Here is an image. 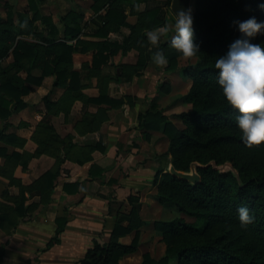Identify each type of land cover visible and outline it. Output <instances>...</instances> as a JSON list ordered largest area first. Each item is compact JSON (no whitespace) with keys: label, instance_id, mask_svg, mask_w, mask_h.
Masks as SVG:
<instances>
[{"label":"crops","instance_id":"1","mask_svg":"<svg viewBox=\"0 0 264 264\" xmlns=\"http://www.w3.org/2000/svg\"><path fill=\"white\" fill-rule=\"evenodd\" d=\"M156 1L159 0L133 4L122 1L115 7L125 13L130 25H137L140 19L149 21L154 10L160 13L153 23L163 17L167 24L171 6L168 0ZM21 2L23 8L18 6ZM115 2L71 0V6L66 8L65 0H0V17L4 21L12 16L17 25L20 15L32 18L31 4L50 18L58 30L57 41L76 47L72 63L65 67L80 75L76 92L69 88L71 75L58 85L56 75L46 76L41 85L28 80L31 91L21 97L24 107L17 106L6 120L0 118V264H82L93 242L108 243L121 213L130 214L137 209L136 204L141 245L119 264L134 257L140 264L143 255L150 253L141 252L148 227L153 225L162 239L156 222L162 221L165 206L156 195L162 175L172 165L171 156L165 155L169 138L161 130L143 128L139 115L153 103L170 117L181 112L176 101H161L164 87H155L154 63L139 74L122 72L124 66L136 65L137 48L121 50L106 64L95 67L97 43H122L131 33L129 27L107 20L106 14ZM48 4H52L53 13L46 10ZM49 26L43 20L35 22V29L45 34L51 30ZM70 26H79L78 38L66 36ZM110 28L118 31H111L107 38L99 36V30ZM114 34L124 35L122 41L113 39ZM18 38L40 42L31 36ZM82 47L87 51L83 52ZM13 61L11 50L2 63ZM15 72L23 79L28 74L36 78L42 75V69L33 67L30 60ZM170 83L173 89L174 80ZM102 93L123 103L111 106L90 102ZM171 121L178 129L184 128L180 120ZM1 149L7 155L2 156ZM49 172L57 173L51 189L47 187ZM76 183L77 189H64L65 184ZM132 198L138 203L133 204ZM123 225L128 226L129 221ZM133 238L134 232L118 240L130 244Z\"/></svg>","mask_w":264,"mask_h":264},{"label":"trees","instance_id":"2","mask_svg":"<svg viewBox=\"0 0 264 264\" xmlns=\"http://www.w3.org/2000/svg\"><path fill=\"white\" fill-rule=\"evenodd\" d=\"M122 1L133 4L146 0H117L112 4L106 14L107 20L129 27L131 33L122 43L108 40L97 43L94 47L95 67L106 64L119 51L135 47L139 50L138 61L136 65L124 66L122 72L125 74H139L151 62L157 66L152 60V54L157 48L163 49L169 64L168 70H176L183 54L173 47L168 51V42L162 40L158 45H151L146 33L149 30H144L165 27L163 17L153 23L160 11L154 10L149 21L140 19L137 25H130L125 13L115 7ZM171 2H167L169 7ZM261 4H264V0H195L193 28L199 50L188 58L197 57V62L183 69V73L192 80V86L184 96L185 102L191 104L192 109L170 117L159 109L158 104L153 103L139 115L143 128L161 130L169 138L165 155L171 156V164L177 170L190 172L195 162L203 166L197 169L201 182L195 185L169 172L162 175L157 186L159 202L175 206L181 214L195 218V222H188L182 217L156 222V229L166 245L165 255L156 259L146 253L141 264H264V155L258 153L260 147L264 149V142L252 147L243 143L235 120L238 110L223 96L217 83L219 70L215 67L218 55L225 54L230 43L240 35L239 21L252 16L258 21H264V8L260 7ZM31 7L34 9L33 17L20 15L17 25L12 16L6 21L0 17V118L3 120L8 119L17 106L24 107L21 97L31 91L26 84L28 80L41 85L46 76L56 75L55 85H58L65 83L66 76L71 75L69 88L72 92L79 90V73L65 67L72 63L76 47L57 41L58 30L51 19L42 16L35 4H31ZM38 20L47 22L51 30L46 34L36 30L35 22ZM69 28L65 30L66 36L78 38L81 31L79 26ZM110 29L99 30V36L107 38L111 31H118ZM20 36L35 37L40 42L18 38ZM253 42L264 44V33L254 37ZM11 50L14 61L4 65L2 61ZM82 51L87 50L82 47ZM25 60H30L33 67L42 69V75L36 78L28 74L26 79L21 78L15 71L22 69ZM117 80L121 81L120 76ZM13 101L16 104H12ZM90 102L111 106L123 103L120 99L109 98L106 93L91 98ZM171 119L180 120L184 128L178 129ZM228 147L232 149H225ZM220 149L224 150L222 156L218 154ZM1 151L2 156L7 155L4 149ZM213 159L218 163L231 162L234 171L222 172L208 165ZM56 176L57 173L47 174L48 188H53ZM78 185L65 184L64 189H77ZM24 202L23 195L22 206ZM132 203H138V200L132 198ZM242 205H246L254 217L246 227H241L237 211ZM135 208L130 214L121 213L108 243L102 244L97 240L93 242L82 264H119L123 257L139 250L141 221L138 204ZM125 221H129L128 226L123 225ZM199 222L203 224L202 227H197ZM133 232L134 238L130 244L119 242L120 237Z\"/></svg>","mask_w":264,"mask_h":264},{"label":"clouds","instance_id":"3","mask_svg":"<svg viewBox=\"0 0 264 264\" xmlns=\"http://www.w3.org/2000/svg\"><path fill=\"white\" fill-rule=\"evenodd\" d=\"M260 7L264 8V4ZM238 30L240 35L230 43L225 54L218 55L215 67L219 70L217 83L223 96L238 110L235 120L242 141L252 147L264 142V44L253 42L254 37L264 33V21H258L255 16L249 17L238 22ZM164 32L163 28L149 30L147 39L150 44L158 45ZM169 43L185 57L199 50L194 39L191 10H181L175 15L174 34ZM152 60L157 65H165L167 58L163 49L157 48ZM237 211L241 227L253 221L254 217L246 205L240 206Z\"/></svg>","mask_w":264,"mask_h":264},{"label":"rangeland","instance_id":"4","mask_svg":"<svg viewBox=\"0 0 264 264\" xmlns=\"http://www.w3.org/2000/svg\"><path fill=\"white\" fill-rule=\"evenodd\" d=\"M55 2V0H53ZM64 1V0H62ZM66 4L63 7H70L71 5V0H65ZM164 0H159L156 1L155 3H160ZM59 3V2H58ZM194 4H195V0H193L192 3V12L194 10ZM52 4H48L46 10L50 13H53V8H51ZM18 6H20L21 8H23L22 2L18 3ZM5 16V13H4ZM58 17V15L56 16ZM132 18V17H131ZM169 18L167 21V24L165 25V27H163V29H166L164 32V35L161 36V39L163 42H168L166 43V49L169 51L172 49V46L170 45V41L167 40H171V36L174 34V22H175V16L172 13V11H170L169 9ZM57 19V18H56ZM124 35H116L114 34L113 39H119L122 41ZM197 62V57H194L192 59L182 56L179 58V63H178V68L174 71H170L168 70V62L165 65H157V69H156V83H155V87H158L160 85H163V91L165 93V95H161L162 92L160 93L161 95V101L163 103L167 102V101H172L175 102L176 101V105L178 107V112H184V111H190L192 109V105L185 102L184 100V96L189 92L191 86H192V80L190 79L189 76H186L183 73V69L186 66H189L191 64H195ZM174 80V87L173 89H171L170 87V82ZM261 148V147H260ZM258 149V153L261 155L263 153L264 155V149ZM225 149H232L230 147L225 148ZM224 153L223 149L218 150V154H220L222 156V154ZM209 165L213 166L214 168L222 171V172H226V171H234V168L231 164V162L229 161H221L220 163H218L216 160H211L209 163ZM165 209H163L162 211V215H161V220L162 221H167V220H172L175 219L177 217H182L185 218L186 221L188 222H195V218L190 217V216H186L184 214H181L177 208L171 204H167L164 205ZM202 223L199 222L197 223V227H202ZM146 238L145 241L146 243L143 244V247L141 248V252H147L149 251L152 256L156 259H160L165 255V251H166V245L162 242V240H159L158 238V234L155 233L153 225L148 227L146 229ZM137 257L132 258V259H128L126 261V264H138L139 261H137ZM143 259L141 260L140 264L142 263ZM173 264H175V262H173Z\"/></svg>","mask_w":264,"mask_h":264},{"label":"water","instance_id":"5","mask_svg":"<svg viewBox=\"0 0 264 264\" xmlns=\"http://www.w3.org/2000/svg\"><path fill=\"white\" fill-rule=\"evenodd\" d=\"M192 3H193V0H172L171 10L174 15L178 14L181 10H184V11L191 10L192 12V8H191ZM199 167H203V166L195 162V163H192L190 172H183V171L177 170L173 165H171L169 168V173L172 174V176L182 181H186V182H189L195 185L201 182V177L197 171Z\"/></svg>","mask_w":264,"mask_h":264}]
</instances>
